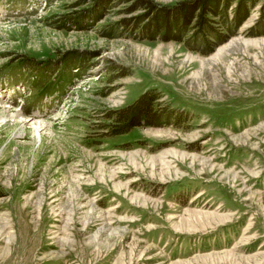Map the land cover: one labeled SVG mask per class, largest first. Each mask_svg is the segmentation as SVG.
<instances>
[{
    "label": "rangeland",
    "instance_id": "obj_1",
    "mask_svg": "<svg viewBox=\"0 0 264 264\" xmlns=\"http://www.w3.org/2000/svg\"><path fill=\"white\" fill-rule=\"evenodd\" d=\"M99 1L0 0V264H264V0L211 51ZM148 88L172 119L110 134Z\"/></svg>",
    "mask_w": 264,
    "mask_h": 264
},
{
    "label": "trees",
    "instance_id": "obj_2",
    "mask_svg": "<svg viewBox=\"0 0 264 264\" xmlns=\"http://www.w3.org/2000/svg\"><path fill=\"white\" fill-rule=\"evenodd\" d=\"M245 1L253 0H240L241 7L236 13L233 29H236L240 24L247 18V9L245 7ZM105 0H100L99 3L94 6L95 10L98 8L99 4L104 3ZM133 6L135 8L144 7L147 12L146 16H141V18H135L134 22L130 19L120 20L115 23L110 28L111 35L118 36H127L131 35L135 38L147 37L149 39H155L156 37H161L164 40H169V38L180 39L182 35V29L185 32L189 23L195 19V25L202 32L201 42L198 44L197 48L199 50L203 49V46L207 47L206 51H211L216 47V44L220 41L226 40L224 34H219L220 37H217V32L215 33L213 18L211 16L218 17L221 19L222 25L224 28L229 30V27L226 22L228 17V9L230 3L227 0H191V1H182V3L177 4L175 7L166 9L158 8V6L152 5L147 0H133ZM248 3V2H247ZM134 7H128V10ZM170 11V15L169 12ZM174 11V13H173ZM155 14V15H154ZM154 15L151 19V23H145L144 19ZM170 16V19L173 20V23H168L166 17ZM143 17V18H142ZM172 17H175V21ZM149 19V18H148ZM136 22V23H135ZM163 24H160L162 23ZM220 22V23H221ZM165 23V24H164ZM137 30L141 31V35ZM114 31V32H113ZM178 33V34H176ZM221 33V32H220ZM127 34V35H126ZM209 35H213L215 39H210ZM159 92L153 88L146 89L143 94H141L135 101L131 102L129 105H126L115 110H111L107 117L113 119L109 127V132L112 135L125 133L130 131L134 126L144 125L145 123L154 124L168 122L172 118L169 116L162 115L157 111H168L165 107H157V97H159ZM163 120V121H162ZM181 122V121H178ZM176 125L178 123H175Z\"/></svg>",
    "mask_w": 264,
    "mask_h": 264
},
{
    "label": "bare ground",
    "instance_id": "obj_3",
    "mask_svg": "<svg viewBox=\"0 0 264 264\" xmlns=\"http://www.w3.org/2000/svg\"><path fill=\"white\" fill-rule=\"evenodd\" d=\"M15 117H17L15 114L11 115V118H15ZM20 120H23L25 122V119H20ZM38 123H39V125H35V129H36L37 134L38 133L40 134V131H42L44 126H46V125H45V121L43 123H42V121L38 122ZM38 129H40V130H38Z\"/></svg>",
    "mask_w": 264,
    "mask_h": 264
}]
</instances>
